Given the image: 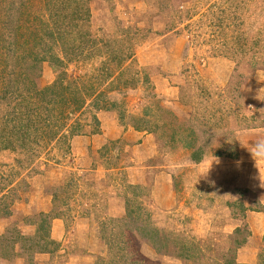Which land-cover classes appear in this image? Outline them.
<instances>
[{
	"label": "rangeland",
	"instance_id": "rangeland-1",
	"mask_svg": "<svg viewBox=\"0 0 264 264\" xmlns=\"http://www.w3.org/2000/svg\"><path fill=\"white\" fill-rule=\"evenodd\" d=\"M50 2L0 0L4 52L17 25L42 32ZM68 2L90 9L80 30L95 55L65 68L115 105L88 99L66 128L95 135V114L110 139L83 149L90 166L44 131L0 146V264H264V0ZM59 70L44 62L32 80ZM0 99L1 127L23 107Z\"/></svg>",
	"mask_w": 264,
	"mask_h": 264
},
{
	"label": "trees",
	"instance_id": "trees-1",
	"mask_svg": "<svg viewBox=\"0 0 264 264\" xmlns=\"http://www.w3.org/2000/svg\"><path fill=\"white\" fill-rule=\"evenodd\" d=\"M68 1L52 0L48 4L47 13L40 22L42 32H30L34 35L32 38L26 37L25 33L21 32L20 25L11 31L16 34L12 46L21 48L22 55L11 49L12 46L6 48L8 51L11 50L9 52H12V55L4 52L2 44L6 34L0 33V97L8 98L6 104L15 103L23 107V110H15L13 107L9 115H5L6 118L1 121L0 146L3 149L14 150L17 147L15 141H21L23 146L29 139L38 142L37 137H30V133L34 131L35 136L44 131L40 135L41 138L47 133L50 140L65 139L66 149L69 152L68 139L70 140L75 135L87 134L80 122L70 128L68 126L69 129L66 128V122L72 119L74 112L81 113L88 105V99L97 111L110 110L108 107L115 105L112 103L108 105L106 101L99 103L95 98L104 95V90L97 91L94 85L86 86L79 83L78 79H81V75L72 77V74L65 68L68 62H80L82 58L95 55V50L90 51L91 54L84 55V45L89 41L85 40L87 32L80 30L83 21L85 23L89 21L90 9L70 6ZM1 24L5 26L7 22L3 20ZM56 47H60L59 51ZM9 58L14 59L12 68H9ZM44 62L51 68L60 70L56 71L57 74L51 84L39 88L33 82L31 75L38 74ZM91 117L95 126L88 133L100 134L101 129L96 115L93 114ZM118 117L121 121L123 115L120 114ZM191 159L199 162L202 159L201 150H194L191 153ZM40 214L44 215V213ZM41 220V227L47 226L46 221ZM41 252L50 251L44 248Z\"/></svg>",
	"mask_w": 264,
	"mask_h": 264
},
{
	"label": "crops",
	"instance_id": "crops-1",
	"mask_svg": "<svg viewBox=\"0 0 264 264\" xmlns=\"http://www.w3.org/2000/svg\"><path fill=\"white\" fill-rule=\"evenodd\" d=\"M107 114L105 112L101 113V116H103V118H107L106 116ZM100 117V116H99ZM101 119V118H99ZM104 127H101V133L100 135H78V136H74L72 137L71 141H70V155H72V157L74 156H78L76 157L74 160L79 161L80 164H84L86 166H90L92 163V159L89 160V158L87 157H82L84 155V150L88 153V146L89 145H96V147H100L101 140L108 138L110 139V137L108 136H104ZM117 131L119 130V127H116ZM122 135H124V137H127V133H123ZM84 149V150H83ZM79 151H81V153H79ZM88 159V160H87ZM82 162V163H81ZM88 162V163H87ZM42 209V208H41ZM120 211V207L118 206H113L110 210H109V215H117ZM59 220L54 219V221L52 222V226H51V236L52 238H54L56 241H60L64 235V228L62 226V223L59 227ZM20 228H22V226H20ZM23 233V232H22ZM239 261V258H238ZM236 260V263H239ZM250 261V260H249ZM71 262L66 261L65 264H70ZM73 264V263H71Z\"/></svg>",
	"mask_w": 264,
	"mask_h": 264
}]
</instances>
